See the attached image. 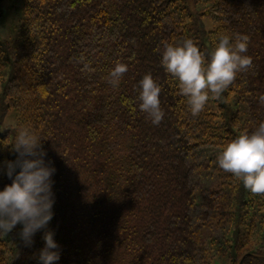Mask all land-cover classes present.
<instances>
[{"label":"trees","instance_id":"obj_1","mask_svg":"<svg viewBox=\"0 0 264 264\" xmlns=\"http://www.w3.org/2000/svg\"><path fill=\"white\" fill-rule=\"evenodd\" d=\"M24 9L17 39L0 33V191L27 126L56 170L53 218L30 245L20 224L0 235V264H42L47 231L54 264H264V196L217 163L223 145L264 121V0H24ZM217 33L248 35L252 67L193 117L161 65L163 44L191 38L207 54ZM117 61L128 71L113 87ZM145 74L161 87L158 125L139 109Z\"/></svg>","mask_w":264,"mask_h":264},{"label":"clouds","instance_id":"obj_2","mask_svg":"<svg viewBox=\"0 0 264 264\" xmlns=\"http://www.w3.org/2000/svg\"><path fill=\"white\" fill-rule=\"evenodd\" d=\"M212 40L213 47L207 54L191 38L163 44L161 65L178 82L179 92L186 98L193 117L204 110L210 99H220L238 74L247 71L253 63L251 56L246 55L250 42L248 35L217 33ZM84 67L91 70L87 64ZM127 71L128 65L117 61L108 73V83L118 87ZM160 93L161 87L153 76L145 74L139 81V109L155 125L165 115ZM259 100L264 104V94ZM41 140L29 127L17 128L12 143L17 159L6 162L7 175L12 182L0 191V235L7 236L20 224L19 236L26 245H30L34 234L46 228L53 218L51 177L56 170L45 162L46 152ZM217 163L253 195L264 196V121L223 145ZM17 168L19 171L13 175ZM43 239L45 247L40 251L39 259L42 264H54L60 259L59 246L51 231L45 232Z\"/></svg>","mask_w":264,"mask_h":264},{"label":"rangeland","instance_id":"obj_3","mask_svg":"<svg viewBox=\"0 0 264 264\" xmlns=\"http://www.w3.org/2000/svg\"><path fill=\"white\" fill-rule=\"evenodd\" d=\"M4 8L5 15L0 25V33L5 38L16 40L18 27L25 14L24 0H5ZM8 123H15L14 113L10 114Z\"/></svg>","mask_w":264,"mask_h":264}]
</instances>
